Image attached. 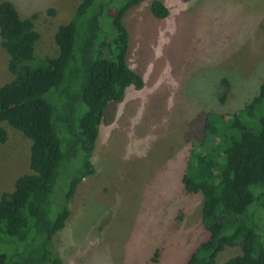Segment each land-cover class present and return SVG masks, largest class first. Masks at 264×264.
<instances>
[{
  "label": "rangeland",
  "instance_id": "obj_1",
  "mask_svg": "<svg viewBox=\"0 0 264 264\" xmlns=\"http://www.w3.org/2000/svg\"><path fill=\"white\" fill-rule=\"evenodd\" d=\"M10 1L22 17L34 15L37 59L58 55L60 24L74 20L89 34L100 10L76 19L80 0ZM151 1L124 16L128 62L145 85H130L105 110L91 157L95 172L77 185L66 225L53 238L62 264H184L208 236L201 217L205 195L184 181L189 152L203 137L206 118L219 127L218 115L243 106L264 80V0H163L170 9L163 19L152 14ZM8 58L0 45V85L13 78ZM224 77L230 89L221 102ZM3 125L0 197L31 171V140ZM68 182L63 170L50 198L53 215L65 204ZM253 212L264 240V207L255 204ZM237 253L238 247L225 246L215 264Z\"/></svg>",
  "mask_w": 264,
  "mask_h": 264
},
{
  "label": "trees",
  "instance_id": "obj_2",
  "mask_svg": "<svg viewBox=\"0 0 264 264\" xmlns=\"http://www.w3.org/2000/svg\"><path fill=\"white\" fill-rule=\"evenodd\" d=\"M117 1L80 0L76 19L100 9L89 34L74 20L60 24L54 34L58 55L41 59L35 56L40 33L34 15L22 17L12 1L0 2V45L13 74L0 85V142L8 138L3 123L31 140V171L1 193L0 264L63 263L53 238L66 225L77 185L95 172L91 157L105 110L111 101H121L130 85H145L128 62L124 24L127 10L142 0ZM150 9L160 19L170 13L163 0H152ZM229 89L222 78L221 102ZM218 116L217 128L205 119L184 172L185 183L190 179L205 195L201 217L208 232L184 264H215L225 246L238 247L239 253L223 264H264V240L253 212L255 204L264 207V80L243 106ZM63 170L69 176L65 204L53 215L50 198ZM157 256L155 251L152 260Z\"/></svg>",
  "mask_w": 264,
  "mask_h": 264
}]
</instances>
